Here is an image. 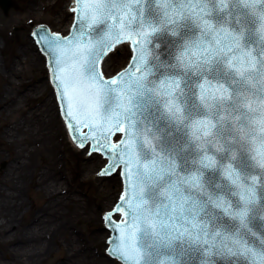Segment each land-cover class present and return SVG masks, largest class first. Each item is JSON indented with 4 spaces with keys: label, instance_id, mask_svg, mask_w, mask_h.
<instances>
[{
    "label": "snow or ice",
    "instance_id": "6c2138e0",
    "mask_svg": "<svg viewBox=\"0 0 264 264\" xmlns=\"http://www.w3.org/2000/svg\"><path fill=\"white\" fill-rule=\"evenodd\" d=\"M74 5L69 35H33L74 138L88 129L79 146L106 157L100 175L123 178L102 217L106 253L114 264H248L249 236L264 250V136L249 141L253 124L264 132V0ZM241 7L259 25L255 48ZM247 88L261 94L259 121Z\"/></svg>",
    "mask_w": 264,
    "mask_h": 264
},
{
    "label": "bare ground",
    "instance_id": "6f19581e",
    "mask_svg": "<svg viewBox=\"0 0 264 264\" xmlns=\"http://www.w3.org/2000/svg\"><path fill=\"white\" fill-rule=\"evenodd\" d=\"M17 1L16 22L22 28L23 23L41 18L57 2ZM74 6V0H65L63 8L50 17L64 33L71 26ZM14 59L7 67L0 57V149L8 152L7 168L0 171V264H43L55 248L62 254L60 264H104L92 251L101 243L103 231L93 229L91 235L80 236L73 228L81 222L91 223L93 211L89 199L82 202L73 188L64 187L68 179L58 166L59 110L47 95V79L25 78L19 69L23 63L30 69L40 68L41 56L33 43L24 39ZM40 158L46 160V169L35 162ZM77 161L79 178L94 184V200L105 211L112 209L120 196L119 179V194L113 198L116 180L92 177L93 168L103 167L104 160L97 155L85 158V153L78 151ZM104 190L110 196L106 197ZM31 191L39 195V203L30 200Z\"/></svg>",
    "mask_w": 264,
    "mask_h": 264
},
{
    "label": "rangeland",
    "instance_id": "374dc122",
    "mask_svg": "<svg viewBox=\"0 0 264 264\" xmlns=\"http://www.w3.org/2000/svg\"><path fill=\"white\" fill-rule=\"evenodd\" d=\"M12 6L9 9V11L4 14L2 9L0 8V50L2 48V54L0 57L3 59L5 62L6 66L9 67L14 61L17 59H14V54L17 51L18 44L24 41V39H27L31 43H33V46L36 47V51L38 54L41 56V64L40 68H33L30 69L26 64H22V66L19 68L20 70H23L24 77L25 78H43L44 80L47 79V95L50 96L51 99L54 100L55 104H57L56 96L53 87L51 86L50 80H49V73L48 69L46 66V59L43 56V54L40 52L39 48L34 44L32 38H31V31L34 29L35 25L40 23V22H45L46 26L51 28V30H57L58 32L64 33L63 27L60 26V24L57 23H52L50 20L51 16H54V14L58 11H60L65 3V0H57L55 2L56 4L52 7L51 10H47L46 13L41 17L37 18L33 21L30 22H25L24 28H22L18 22H16V15H17V5L18 1L17 0H11ZM46 2V1H45ZM70 15H67V19H69ZM68 21V20H66ZM66 23V22H64ZM63 25V24H62ZM11 63V64H10ZM18 65V63H17ZM1 75V74H0ZM3 84V82L0 80V87ZM58 128H59V133H58V144H59V157H60V162H59V168L63 171L64 176L68 179V184L65 185L64 187L66 189L73 188V191L79 196L82 202H86L87 199L90 200V206L93 211V219L91 223H86V222H81L79 224H76L73 228H75L80 236H87L91 235L93 233V229L95 231L102 230L103 234L102 236H106V234H109L105 228L104 221L102 220V217L105 212V208L102 207L101 204L96 202L94 200L95 197V188L94 184L89 181V179H80L78 174H77V154L78 151L80 153H85V158H90L93 155L96 154H89V152H86L85 150L76 148L69 140L68 133L66 131V128L64 126V123L61 119L60 114L58 115ZM0 135H1V128H0ZM99 156V155H97ZM8 157V152L5 149H0V171H3L7 168V161L6 158ZM100 157V156H99ZM100 159H103L100 157ZM36 163H39L38 166L39 168L46 169L47 168V162L44 158L36 159ZM98 166L93 168L92 170V177L94 176L95 178L98 179H109L110 181L116 180L117 186L114 187L113 189V198L118 195V179L121 183V191L122 192V179L119 176H112L113 178L105 176V175H100L99 174ZM69 186V187H68ZM105 191V190H104ZM112 191V190H111ZM111 193V192H110ZM106 197L110 196L109 193L105 191ZM30 200L33 203H39L40 202V197L36 193H29ZM95 220H94V216ZM76 230L75 233H76ZM104 236L102 237V241L99 244V246L92 248L93 254L96 255L97 257H100V261L104 264H114V261L110 259L107 254H106V241L107 238L103 239ZM109 236V235H108ZM61 252L57 248H55L54 253L47 258V260L43 264H60V257H61Z\"/></svg>",
    "mask_w": 264,
    "mask_h": 264
},
{
    "label": "water",
    "instance_id": "95a60500",
    "mask_svg": "<svg viewBox=\"0 0 264 264\" xmlns=\"http://www.w3.org/2000/svg\"><path fill=\"white\" fill-rule=\"evenodd\" d=\"M11 6H12L11 0H0V7L3 10L4 13H7L9 11V9L11 8ZM239 12H240L242 18L246 21L247 28L253 29L252 39L251 40L248 39V35L249 34L246 31L245 44L249 48H255V47L258 46V36L255 33V29H258L259 25H258V23L254 24V23L251 22L252 21L251 15L243 7L240 8ZM36 25H46V24H45V22H40V23H38ZM39 29H44V30H46L48 32V30L45 27H40ZM39 29H37V30H39ZM52 31L58 32L57 30H52ZM72 31H73V29H72ZM31 33H32V31H31ZM102 34H103V26L98 27L97 30L94 33H92L93 38H96V39H99ZM120 47H121V51L117 52L116 55L113 57V59L111 61V66H112L113 70H115L121 64H123L125 62L126 53L123 50L124 49V45L120 46ZM47 57H48V61H49V56L47 55ZM48 66H49V63H48ZM49 68H50V71H51V67L50 66H49ZM51 75H52V71H51ZM247 91H248L249 96H250V102L253 104V108L256 109V111H254L252 113H249V115H250V117H251V119L253 121H259V119H260L259 101L261 99V94H259V93L253 94L254 90L251 89V88H247ZM66 110H67L66 106L62 108L63 116H64V118H65V120L67 122V125L69 127V120L71 118H67L66 119V117H65ZM72 123H73V126L75 127V122L73 121ZM253 129H254V131L252 132V135L249 137V141H251L253 138H256L257 141H258L259 137L264 136V132L260 131V128H259L258 124H253ZM69 130H70V134H71L73 140L78 145H79L78 140L82 139L84 135L88 134V129L87 128L80 127L79 130L76 131V133H75L76 138H74L73 129H71L69 127ZM83 130H86V133H83ZM258 146H259V143L257 142L255 145H251L250 148L251 147H258ZM246 154L247 155H251L253 153L249 149V150H246ZM101 168L102 167H100L99 174L101 172ZM127 191L130 194V189H127ZM124 194H125V191H124ZM106 211H107V209H106ZM253 230L257 232V236L260 235V223L259 222H254ZM112 236L116 237L117 233H112ZM248 239H249V242H250V246H252L254 248V251L257 253L254 257H249L248 258V264H261V261L264 260V250H262L260 248L258 240L252 238L251 236H249ZM110 247H111V245H110ZM188 259H189L190 264H196V262L198 260V257H195V258L189 257Z\"/></svg>",
    "mask_w": 264,
    "mask_h": 264
}]
</instances>
